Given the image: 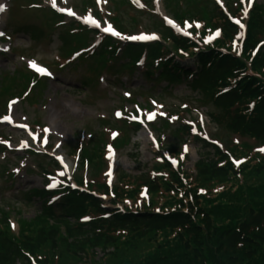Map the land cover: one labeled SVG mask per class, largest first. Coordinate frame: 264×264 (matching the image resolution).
<instances>
[{
  "label": "trees",
  "instance_id": "trees-1",
  "mask_svg": "<svg viewBox=\"0 0 264 264\" xmlns=\"http://www.w3.org/2000/svg\"><path fill=\"white\" fill-rule=\"evenodd\" d=\"M231 1L226 0L229 7ZM180 2L164 0V5L177 20L197 17L205 31L220 27L221 39L196 49L165 29L163 41L170 46H150L147 62L158 64L156 79L180 82L191 76L209 122L241 141L228 143L227 150L203 144L210 150L200 155L193 174L182 165L175 170L166 163L152 168L164 176L147 171L136 176L121 173L111 202H136L146 187L148 199L141 200V209L105 211L98 199L70 193L56 213L43 200L32 220H20L17 235L8 226L7 211L0 209V264H32L27 256L36 264H264V152L255 151L264 146V46L250 56L263 40L264 7L255 5L251 11L244 52L237 58L230 47L236 29L211 0H183L190 7L185 11L179 9ZM115 22L120 24L119 19ZM140 50L126 49L137 52L128 68H134ZM185 53L195 59V74L165 59L173 54L183 58ZM147 71L152 76L153 70ZM8 79L7 85L0 83L2 95L11 93L15 79ZM177 130L190 134L186 126ZM128 143L125 136L117 146ZM101 151L99 143L93 142L81 154L80 164L86 160L94 176L103 168ZM230 157L240 164L235 166ZM92 185L108 194L104 184ZM34 195L43 196L36 191ZM83 217L91 220L80 223ZM98 252L102 257L96 259Z\"/></svg>",
  "mask_w": 264,
  "mask_h": 264
},
{
  "label": "rangeland",
  "instance_id": "rangeland-1",
  "mask_svg": "<svg viewBox=\"0 0 264 264\" xmlns=\"http://www.w3.org/2000/svg\"><path fill=\"white\" fill-rule=\"evenodd\" d=\"M31 1L10 0L9 16H5L4 23L8 19V27H5V29L8 33L14 34L11 41L14 55L10 53L0 55V74L7 75L21 69L24 64L20 58L21 56L36 58L54 69L57 74L56 80L45 82L46 85L41 92L42 95L39 97L38 103L30 105L24 100L22 103L19 102L16 105H12L11 108L13 121L22 122L26 119L27 122L32 124L37 120L42 126L46 127L49 143L51 146L54 145L49 151L50 154H58L59 150L64 154V151H68L69 147H75L78 143H82V147L90 148L93 142H98L99 132H103L107 138L106 128L109 124L103 126V122L113 120L115 108H121L123 111L128 112L133 109L134 103L144 107L151 98L161 104L155 107L156 110L153 112L156 118L152 123L161 129V132H156V137L161 140L165 148L174 147L178 149L181 146L185 151V147H187L185 152L188 153V157L185 160L184 167L190 172H193L192 168L198 157L207 152L208 149L201 147L199 143L192 139H189L186 145H180L184 138H182V134L176 132V129L180 127L183 120L199 123L202 126V136L213 140L218 139L224 145H222L224 148L228 147V143L232 144L236 140L241 141L231 135L226 136L214 124L208 122L205 116L206 109L200 108V103L196 101L200 95L198 91L193 89L191 84L188 82H168V80L163 78L156 81L157 73L147 76L144 74L145 69L142 66L136 67L133 72L122 70L119 66L124 63V59L120 55L115 56L113 61L107 64L105 68L99 65V68L103 70L98 76V82L86 88L81 85H83L85 77L92 75L88 72V66L92 63V59L83 61L86 67L83 66V63L77 67H75L76 63L73 64V71L68 72L66 69L62 71L56 70V68L51 66L53 56L60 53L62 38L71 25L67 24L69 25L68 27L66 25H53L54 21L51 20V15L46 16L39 11L29 9V4H31L29 2ZM120 1L99 0L102 7L97 10L105 16L106 7L109 6L111 11L120 17L119 22L123 26V29H121L127 34L161 31L160 28L157 29L159 20L145 13V8L142 9L143 11L137 10V7L133 4L139 5V3L135 2V0H128L130 5L120 3ZM181 1L182 10L185 11L190 8L186 3H183V0ZM81 2L82 0H57V3L61 6H73L79 11H81ZM258 2L261 3L264 0H259ZM42 6H47V4L44 2ZM158 7L163 11L161 3L158 4ZM191 10L193 9L191 8ZM45 21L49 22L51 28L45 25L47 24ZM10 27H14L15 30L13 31ZM32 29H40L42 34L45 33V35L34 40L30 34ZM37 35H40V33H34V36ZM93 62L99 64L97 60ZM189 66H193L192 62H190ZM117 71L120 72L116 78ZM148 78L156 82L149 81ZM3 83V85H7L9 79L6 78ZM16 89L22 91L23 85L16 86ZM125 93H128L129 96L125 95ZM16 96L18 97V95ZM8 98L10 99L11 97H5L0 101V115L5 113L3 106ZM182 110L186 111L183 112ZM147 114L146 111L142 112L144 117ZM177 115L180 116V120ZM163 121L168 123L167 127L165 126V130L162 128L164 125ZM128 134L132 135L131 133ZM0 136H2L3 140H11L3 141L0 138V147L2 144L11 142L12 145L10 146L13 148L12 151L9 150L10 152L0 149V169L2 166L9 165L17 173L13 184H5L0 179V188H3V192H0V198L2 197L1 201H3L4 198H9L11 194L15 193L17 195V198L12 199L11 202L16 203V206L19 205L18 209L21 215L16 216L14 213H10V218L16 231L18 218L31 219L39 210L37 199L34 200V204L30 202L25 204L26 201L23 199L25 196L22 192L42 188L44 183L42 173L36 171L34 165L37 162L45 165L48 159L31 155L28 157L24 153L16 152L15 148L20 147L22 145L21 142H27L26 137L21 135L19 131L0 125ZM57 145H59L58 148L56 147ZM156 154L157 150L149 143L146 131L141 130L132 137L126 147L121 149L117 155H114L115 174L124 172L135 175L140 169L151 167L156 162ZM16 156L23 159L17 160ZM25 165L27 166L25 167ZM81 175L88 177L89 181H101V176H94L90 171L83 170ZM17 190L18 194L15 192ZM100 257L101 255L98 253L95 258L99 259ZM58 263L59 261L55 264Z\"/></svg>",
  "mask_w": 264,
  "mask_h": 264
},
{
  "label": "snow or ice",
  "instance_id": "snow-or-ice-1",
  "mask_svg": "<svg viewBox=\"0 0 264 264\" xmlns=\"http://www.w3.org/2000/svg\"><path fill=\"white\" fill-rule=\"evenodd\" d=\"M50 2L52 4V6L55 8L56 7V0H50ZM135 2L138 3V0H135ZM140 6L142 7L143 5H140ZM57 10L63 11V9H57ZM3 11H4V6L3 5H0V12H3ZM69 14L71 15L72 13L69 11ZM85 23L92 24L94 26L99 27V25L96 23V21L91 20V19L86 20ZM168 23L169 24H172L173 22L171 20H169ZM173 26L175 27V25H173ZM241 27H243V25H241ZM104 31L109 32L112 35H117V36L120 35V33L114 31L111 27L105 28ZM0 35H3V33L0 32ZM122 38H124V39H131V40H149V39H156L157 37H155L154 35H151V36L140 35V36H129V37H122ZM29 63H30V66L31 67L35 68L41 74H47L46 73V69H44L42 67H37L34 61H31ZM125 95H128V94L126 93ZM116 115L117 116H120V113L117 112ZM153 115L154 114H150L149 115V119L153 118ZM5 119L10 121V117H5ZM133 119H135V117H133ZM113 135H115V134H113ZM185 151H187V147H185ZM258 151L264 152V148L258 149ZM173 163H175V162H173ZM236 163H239V162H236ZM55 186L56 185L54 183L49 185V187H55ZM85 219H87V218H85Z\"/></svg>",
  "mask_w": 264,
  "mask_h": 264
},
{
  "label": "bare ground",
  "instance_id": "bare-ground-1",
  "mask_svg": "<svg viewBox=\"0 0 264 264\" xmlns=\"http://www.w3.org/2000/svg\"><path fill=\"white\" fill-rule=\"evenodd\" d=\"M0 20H3V18H1Z\"/></svg>",
  "mask_w": 264,
  "mask_h": 264
}]
</instances>
